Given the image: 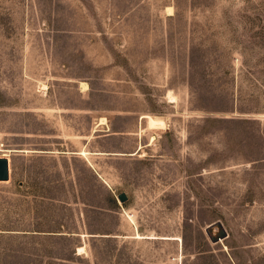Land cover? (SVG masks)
I'll use <instances>...</instances> for the list:
<instances>
[{
	"label": "rangeland",
	"instance_id": "rangeland-1",
	"mask_svg": "<svg viewBox=\"0 0 264 264\" xmlns=\"http://www.w3.org/2000/svg\"><path fill=\"white\" fill-rule=\"evenodd\" d=\"M0 148V264H264V0H0Z\"/></svg>",
	"mask_w": 264,
	"mask_h": 264
},
{
	"label": "water",
	"instance_id": "water-1",
	"mask_svg": "<svg viewBox=\"0 0 264 264\" xmlns=\"http://www.w3.org/2000/svg\"><path fill=\"white\" fill-rule=\"evenodd\" d=\"M9 179V160L7 157H0V181ZM120 201H126L128 196L125 192L118 195ZM206 233L212 242L218 243L228 237V232L221 222H214L206 227Z\"/></svg>",
	"mask_w": 264,
	"mask_h": 264
},
{
	"label": "bare ground",
	"instance_id": "bare-ground-1",
	"mask_svg": "<svg viewBox=\"0 0 264 264\" xmlns=\"http://www.w3.org/2000/svg\"><path fill=\"white\" fill-rule=\"evenodd\" d=\"M168 8V7H167ZM169 14V13H168ZM170 14H172V13H170ZM82 85H83V87L84 88H88V84L87 83H85V82H82ZM105 124H107V120H106V118H101L100 119V122L98 123V125L97 126H100V125H105ZM97 129H94V131H96ZM155 136L154 135H152V137H151V142H153L154 140H155ZM1 149V148H0ZM81 154H83V155H86L87 154V152L86 151H83ZM136 237L137 238H141V237H143V236H141L139 233L136 235ZM154 238V237H153ZM156 238V237H155ZM84 250V247L82 246V247H79V253H81L82 251Z\"/></svg>",
	"mask_w": 264,
	"mask_h": 264
},
{
	"label": "crops",
	"instance_id": "crops-1",
	"mask_svg": "<svg viewBox=\"0 0 264 264\" xmlns=\"http://www.w3.org/2000/svg\"><path fill=\"white\" fill-rule=\"evenodd\" d=\"M150 116H158V115L145 114V115L142 116V118L146 119L147 127H148L149 129H152L151 126H150L149 118H148V117H150ZM153 130H163V127H162V126H159V128H157V129H153ZM141 133H143V129H141ZM151 137H152V136H151ZM140 148H142V146H140ZM140 148H139V149H140ZM83 151H86V150H82V151H80V153H82ZM86 152H87V151H86ZM113 237H116V235H113Z\"/></svg>",
	"mask_w": 264,
	"mask_h": 264
}]
</instances>
